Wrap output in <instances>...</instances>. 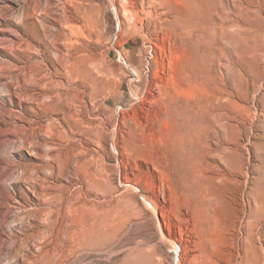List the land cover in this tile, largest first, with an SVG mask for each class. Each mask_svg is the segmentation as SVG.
I'll return each instance as SVG.
<instances>
[{
    "label": "rangeland",
    "instance_id": "obj_1",
    "mask_svg": "<svg viewBox=\"0 0 264 264\" xmlns=\"http://www.w3.org/2000/svg\"><path fill=\"white\" fill-rule=\"evenodd\" d=\"M64 3L0 0V50L6 53L0 51V65L17 68L0 77V140L7 141L0 150L5 159L0 167H7V174L0 175V264H118L119 224L133 231L136 241L148 236L150 244L164 256L169 254L165 264H175L177 253L160 244L157 222L168 224L174 214L192 221L189 203L194 190L202 189L207 200L223 202L224 218L234 219L232 264H245L250 245L258 253L256 264H264V0H215L216 11L211 10L208 23L202 11L197 16L193 7L177 5L204 23L199 35L218 32L215 39L190 49L191 56L211 49L216 110L209 118V125L212 119L215 124L210 147L196 152L186 142L172 154L163 131L187 141L196 125L206 124L195 110L204 95L187 85L176 87L171 78L172 58L177 52L181 55V41L169 28L176 20L172 2ZM25 8L37 26V41L6 23H19ZM224 26L232 34L241 30L245 43L239 33V44L221 37ZM30 62L40 63L37 76L18 71ZM73 62L84 67L71 76ZM19 73L23 76L12 77ZM97 81H102V88ZM34 86L39 89L25 91ZM39 93L43 95L36 98ZM55 94L63 102L51 105L46 96ZM222 123L230 129L219 134ZM134 144L147 146L157 167L143 161ZM226 150L238 153L239 162L227 164L222 158ZM191 161L199 166L198 185L191 184ZM89 210L107 219L102 230L113 238L103 246L91 243ZM141 222L147 225L140 228ZM173 222L172 236L179 239V223Z\"/></svg>",
    "mask_w": 264,
    "mask_h": 264
},
{
    "label": "bare ground",
    "instance_id": "obj_2",
    "mask_svg": "<svg viewBox=\"0 0 264 264\" xmlns=\"http://www.w3.org/2000/svg\"><path fill=\"white\" fill-rule=\"evenodd\" d=\"M50 1L51 0H49V2ZM70 1L71 0H64V2H65L64 4L70 5L71 4ZM164 1H166L169 4H171V2H172L171 5H173V6H171V7H170V5H168V6L171 8V10L176 15V18H175L176 20L173 22L170 21V27L169 28H171V31H172L171 33H174L176 36L179 37V42L181 41V49L179 50V52H181L180 53L181 55H179L177 52V54L174 55V58H172L173 54L171 57L173 59V61L171 59V61H172L171 62V64H172L171 65V71H172L171 78H172L173 83L176 87H180V85H187L190 90L197 92L199 95H204L205 98H203L199 102V105L197 106V108H195V110H196V113L198 115V118L201 121H203L204 123H206L204 125H196L194 127L192 134L189 135L190 138L187 141L184 139L179 140V138L177 137L175 132H167V131L164 132L163 131L164 136H165V141L167 143V149L170 152L169 154H172V153L176 152V149L180 148L181 146L186 147V144H185L186 142H188L190 144L189 147H191L192 150L193 149H195V151H196V149L199 150V147H203L204 149H206V148L210 147V145L208 143V139H209V135H211L210 131L212 130L213 125H215L214 123H213V125H211L212 121H214L213 119L209 125V118H211L210 116H212V114L216 110V107L213 103V99L215 97L214 88H213L214 82H213V78H211L212 77L211 76L212 62H211L210 56H211L212 52H211L210 48H207V49H204L203 52L200 51L201 55L198 54L199 55L198 56V55H196L197 54L196 53L195 55L191 56L193 53L190 52V49L192 47H195L196 45H198L201 41H204V40L210 41V40L215 39L218 36V32H216V31H212V32L207 33V34L204 33L205 35L204 34L199 35V32L200 33L202 32V24L204 25V23L209 22L208 20H209V15H211L210 14L211 10L212 9L215 10V8H213L215 0H164ZM157 4H159V3H157ZM177 5L180 7H191V8L193 7V9H196L197 12H198V10L202 11L204 13V23H201L200 19H199V21H200L199 22L194 17V15H197V14H193L190 11H186V10L178 7ZM218 5H220L219 1H218ZM162 6L164 7V3L162 4ZM165 7H166V4H165ZM225 7H227V6H225ZM28 9L25 8L24 14H23V19L21 21H19V23H16L13 19H6V23H8L9 25H12V26L19 27L20 29H22L26 33L27 37L31 41H37L40 39L38 36V32H37V26L34 23L33 16L29 15ZM229 9H231V8L229 7ZM199 12H198L197 16H200ZM227 12L228 11H226V13ZM166 13H167V11H165V14ZM6 16L9 17L10 15L8 13H6ZM213 16H214V14H213ZM172 18H174V16ZM225 18H228V16ZM16 19H18V16L15 17V20ZM68 20H69V18H68ZM86 20H87V18H86ZM228 20H230V19L228 18ZM232 25H233V23H232ZM30 27L33 29L34 32H29V30H27V28H30ZM206 27H207V25H206ZM227 27H225V26L222 27V30L219 32V35H221V37H224L226 39L233 41V43L234 42L237 43L239 39L237 40L238 37H235L236 32L232 29L235 33L234 34H232L230 32L228 33ZM67 29H68V26H67ZM70 30L72 31V29H70ZM206 31H207V29H206ZM240 31L241 30H239V32ZM239 32H237V33H239ZM237 33H236V35H237ZM240 34L243 35L242 32L239 33L238 35L240 36ZM240 40H242V42L245 43L246 37L240 36ZM237 44H239V43H237ZM236 46H238V45H236ZM175 47H177V46H175ZM233 48L237 49V47H233ZM5 49H7V48H5ZM199 49H201V48H199ZM0 51H1V53H5L3 48H1ZM26 51H28V50H26ZM197 51H199V50H197ZM172 52H174V51L172 50ZM241 53H243V54L246 53V49L244 48V46L241 49ZM26 55L27 54H25V56ZM84 59H85V57H84ZM31 60H33V59H31ZM82 60H83V58H82ZM243 60H245V59H243ZM80 61H79V63H80ZM39 64H38V62H30V64H27V65L22 66V67L20 66V68L18 67L19 68L18 71H23L25 73L33 71L34 72L33 75L37 76ZM69 65H70V63H69ZM69 65H68V67H69ZM79 65H81V64H79ZM81 66L84 67L83 64ZM81 66H78L77 63H74V64L71 63V66L69 67L68 72L73 74L71 76H74L79 70L81 71ZM12 70H17V68L13 69V67L10 64H8L6 66L0 65V77H3V76L5 77V75L9 76L6 73L11 72ZM183 71H185V73H187L186 76L181 75V73ZM22 74L23 73L15 74V75H12V77L14 79H18L19 75H22ZM30 76H28V77L30 78ZM36 80H38V79H36ZM216 82H215V84H216ZM95 83L99 84V87L102 88V84H103L102 81H97ZM7 86H9V85H7ZM35 86H38V85H35ZM35 86L30 87V88L25 87V91H28L30 93V92H34L36 89H39V88H36ZM51 89H53V88H51ZM216 89L218 90V87ZM96 90L99 91L98 88ZM168 93H169V91H167V93H165V94H168ZM36 95H37L36 98H40V96L43 94L39 93ZM169 96L171 97V95H169ZM46 98L49 100V103L51 105L59 103V102L60 103L63 102L61 100L60 94H55L54 96H46ZM172 98H175V97H172ZM169 99H171V98H169ZM167 100H165V102ZM170 102L167 101V103H169V104H170ZM230 102H231V100H230ZM175 103H176V101H175ZM172 104L175 105L174 103L171 102V105ZM168 106L170 107V105H168ZM176 107L177 106H175V108ZM177 108H179V106ZM227 108H229V107H227ZM196 113L192 114V115H196ZM187 115H189V114H187ZM223 125L224 124L222 123V125H220L219 128L221 129V127H224V129L222 128V130H218V133H219V131H223L225 129L226 130L230 129V125H225V126H223ZM163 126H165V125H163ZM186 126L187 125H185V127ZM166 127H167V125H166ZM215 129H217V128H215ZM168 130L170 131V129H168ZM232 130H233V128H232ZM216 131H213V132H216ZM1 132H5V130L3 129V131H1ZM172 136H174V140L172 139ZM137 138H138V141H140L139 137H137ZM137 138H136V140H137ZM214 138L217 139L216 136ZM142 139L143 138H141V140ZM145 140H147V139H145ZM223 141H225V140H223ZM6 142L7 141L0 140V150L5 147ZM149 145H151V144H149ZM134 147L135 148H133V149L136 150L137 154H140L142 156L141 158L143 159V161L149 162L152 166L157 167V162L155 161V158L153 159L151 157V154H150L151 152L149 151L147 146H146V148H141L137 144H134ZM142 147H144V145ZM151 148H152V145H151ZM151 148H150V150H151ZM200 149H202V148H200ZM192 150H191V152H192ZM180 151H181V149H180ZM186 151H187V148H186ZM202 151H203V149H202ZM178 152H179V149H178ZM200 152H201V150L198 153L200 154ZM213 153H214V151H213ZM217 153H219V152H217ZM193 154H195V153L193 152ZM174 157L177 158L176 156H174ZM184 157H185V155H184ZM201 157L206 158V157H203L202 154H201ZM238 157H239L238 153L235 154L234 152H230L229 150L228 151L226 150L222 155V158L224 159V161L227 164L239 162ZM186 158L187 157H185V159ZM189 160H191V159H189ZM189 160H188V162H189ZM0 161H3V163H5V159H3L2 157H0ZM178 164H180V163H178ZM203 164H204V162H203ZM186 165H188V164L186 163ZM233 166H235V164ZM198 167L199 166H198L197 162L195 163L194 161H191L189 163V168H190L189 170L191 171V173L190 172H188V173H190V175H191V184L194 183V184L198 185V175H197L198 174ZM203 171H206V169ZM237 172H239V171H237ZM188 173H187V175H188ZM6 174H7V167H0V175L5 176ZM204 176H207V175H204ZM219 176H220V174H219ZM215 177L217 179V176H215ZM18 178L21 180L22 177L18 176ZM201 178H202V176H201ZM206 178L209 179L208 177H206ZM223 178H221V180ZM226 178H227V176H226ZM202 179L204 180L205 178H202ZM211 181H213V180L211 179ZM229 181H232V180H229ZM20 183H21V181H18V186L20 185ZM214 183H217V182H214ZM202 186H204V185H202ZM193 187H195V189H198V188H196V186H193ZM204 187H202V188H204ZM193 190H194V188H193ZM202 190H200V191L194 190L193 199L191 200V203H189L191 209L194 211V218L192 221H190L189 219H186V218H180L179 219L177 217V215L174 214L173 218L169 219L168 224L164 223V225H162V224L157 222V231L159 234V242H160V244H168L170 249H172V250L174 249L176 251L177 254H175V255H177L176 256L177 258L174 262L175 264H182V263L183 264H218L219 262L224 263V264H232L234 262V254H233L234 252H233V248H232L233 247V239L231 236L235 235V234H233V232L237 230L235 227L236 225L232 221L234 219L224 218L223 217V214H224L223 213V209H224L223 202L220 199L214 198V197H211L212 199L210 198V200H207V198H206L207 192L204 190L202 191ZM224 193H226V191ZM209 197H210V195H209ZM229 208H231V207L229 206ZM16 209H17V207H16ZM261 213H262V211H261ZM173 219L177 220V222L179 223V227H180L179 228L180 229V238L179 239L173 238V236H172V229L174 227L176 228V224H175V222H173ZM106 220L107 219L105 216L101 217L94 210H92V211L89 210L88 215L86 217V223H87V226L89 227L90 235H92V239H91L92 245L103 246L112 240V238H113L112 234L111 233H104L102 230V227H104ZM146 225L147 224L142 223L139 226L141 228V227H145ZM183 227L185 228V230H182ZM237 228H238V226H237ZM132 232L133 231H131V230H126V227L124 226V224L118 225V254L120 255V258L118 259V264H165V262L167 260L166 256L169 254L164 256L160 252L159 247L157 245L149 243V241H148L149 237L148 236H143L138 241L134 240L132 238ZM233 238H234V236H233ZM234 242H235V240H234ZM245 252L246 253L243 257L245 264H256V262H258V256H257L258 253H257V250H255L253 245H250L246 249ZM189 253H191V254H189ZM16 254L17 253H15V256H16ZM49 255H51L50 252H49ZM41 258H43V257H41ZM50 259L52 260V257Z\"/></svg>",
    "mask_w": 264,
    "mask_h": 264
}]
</instances>
